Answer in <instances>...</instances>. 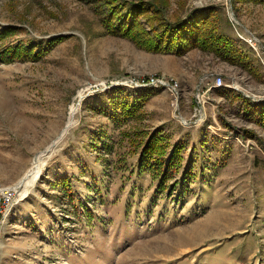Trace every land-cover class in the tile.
Listing matches in <instances>:
<instances>
[{
	"label": "rangeland",
	"instance_id": "rangeland-1",
	"mask_svg": "<svg viewBox=\"0 0 264 264\" xmlns=\"http://www.w3.org/2000/svg\"><path fill=\"white\" fill-rule=\"evenodd\" d=\"M113 1L0 0V53L38 54L0 64V264H264V0H123L151 36L213 9L230 59L112 34Z\"/></svg>",
	"mask_w": 264,
	"mask_h": 264
},
{
	"label": "trees",
	"instance_id": "trees-1",
	"mask_svg": "<svg viewBox=\"0 0 264 264\" xmlns=\"http://www.w3.org/2000/svg\"><path fill=\"white\" fill-rule=\"evenodd\" d=\"M113 2L112 4L114 5L110 7L108 17L104 22L106 30L112 34L129 38L146 50L155 52L162 50L177 51L187 45L196 44L202 49L211 48L216 50L228 59L230 58L227 54L229 55L234 50L231 41L222 35H218L216 28H212L210 22H202L204 20L202 15L211 13L213 9L207 11H205L206 9L193 10L185 18L177 22L162 20L158 27H154L150 31L153 32L151 36L150 33H147L145 26L140 22L139 16L150 11L147 8L154 10L152 4L144 1L114 0ZM146 35H149L148 38H146ZM62 40L63 38H57L53 40V43H60ZM36 51V47L33 49H25L18 46L12 47L0 53V64L9 63L17 57L22 58L27 56L36 59L38 58ZM120 90L122 89H117V92ZM256 114L259 115V122L264 124V107ZM159 135V133L152 135V139L145 149L144 154L149 155V158L157 154L159 156L167 154L166 149L160 144L163 139H159ZM176 156L177 151L173 155L172 164Z\"/></svg>",
	"mask_w": 264,
	"mask_h": 264
},
{
	"label": "bare ground",
	"instance_id": "bare-ground-1",
	"mask_svg": "<svg viewBox=\"0 0 264 264\" xmlns=\"http://www.w3.org/2000/svg\"><path fill=\"white\" fill-rule=\"evenodd\" d=\"M201 104V103H200ZM75 109H72V113H71V117L74 115ZM72 118L70 119L69 124L67 125V127H65V129L62 131L60 137H63L66 132L68 131V128H70L72 126ZM60 139V138H59ZM55 144H53L54 146ZM52 147V146H51ZM51 149V148H49ZM48 149V150H49ZM45 153H40L38 155V157L35 160L34 166L32 167V169L26 174L24 180H22L23 182V187L26 189L30 186H32L35 181L39 178L42 168H43V164H42V158L44 157ZM3 192H5V190L0 191V194H2Z\"/></svg>",
	"mask_w": 264,
	"mask_h": 264
},
{
	"label": "built area",
	"instance_id": "built-area-1",
	"mask_svg": "<svg viewBox=\"0 0 264 264\" xmlns=\"http://www.w3.org/2000/svg\"><path fill=\"white\" fill-rule=\"evenodd\" d=\"M133 85L135 86V88H138V89L148 88V87H160V88H163L165 86H169V84L167 85V84H165L164 82H162L160 80H152V82H145V81L140 82V81H138L137 83H133ZM224 86H225V84H224L223 78L222 77H218L217 80L215 81L214 88L220 89V88H223ZM12 200H8V202L11 203ZM0 213L3 214L2 212H0Z\"/></svg>",
	"mask_w": 264,
	"mask_h": 264
},
{
	"label": "water",
	"instance_id": "water-1",
	"mask_svg": "<svg viewBox=\"0 0 264 264\" xmlns=\"http://www.w3.org/2000/svg\"><path fill=\"white\" fill-rule=\"evenodd\" d=\"M62 139V137H60V140ZM54 146H52L51 147V149H49L46 153H49L51 150H52V148H53Z\"/></svg>",
	"mask_w": 264,
	"mask_h": 264
}]
</instances>
